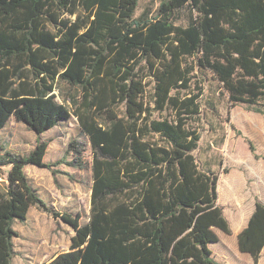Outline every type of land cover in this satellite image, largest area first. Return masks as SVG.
Returning a JSON list of instances; mask_svg holds the SVG:
<instances>
[{
  "label": "trees",
  "instance_id": "trees-1",
  "mask_svg": "<svg viewBox=\"0 0 264 264\" xmlns=\"http://www.w3.org/2000/svg\"><path fill=\"white\" fill-rule=\"evenodd\" d=\"M138 2L0 0V134L10 120L38 137L75 117L92 181L83 225L79 214L50 208L23 172L54 167L43 160L48 143L19 155L0 140V264L12 263L13 223L33 206L75 231L69 251L46 264H220L210 246L229 223L216 172L193 155L200 135L187 122L198 95L180 92L193 72H209L232 106L264 115V0H162L152 18L135 17ZM183 8L189 20L175 25ZM60 83L77 92L71 108L54 96ZM147 83L153 105L144 101ZM237 242L257 263L264 209Z\"/></svg>",
  "mask_w": 264,
  "mask_h": 264
},
{
  "label": "rangeland",
  "instance_id": "rangeland-1",
  "mask_svg": "<svg viewBox=\"0 0 264 264\" xmlns=\"http://www.w3.org/2000/svg\"><path fill=\"white\" fill-rule=\"evenodd\" d=\"M161 1L139 0L135 17L147 13L148 18H152ZM173 19L175 25L185 26L189 20L188 9H180ZM152 85L147 83L145 88L144 101L147 104H152ZM53 93L58 103L70 108L71 97L77 95L75 89L64 83L57 85ZM195 94L198 95L197 114L187 122V126L200 135L193 155L203 170L216 172L218 203L230 227L229 235L216 231L219 243L213 248L214 258L220 260V264H264V245L259 261L253 263L249 255L238 251L236 243L237 231L250 220L256 209H264V115L254 113L245 105L232 106L220 84L209 72H193L190 88L180 92L183 96ZM169 113L153 112V115L163 118L169 117ZM0 140L7 150L19 155L33 151L37 140L47 142L43 160L54 167L41 169L27 166L25 173L42 196L49 200L45 203L50 208L72 216L79 214V223H87L92 182L91 149L75 117L61 122L39 137L20 122L11 120L1 131ZM249 143L254 153L250 151ZM75 149L81 153L76 154ZM52 172L55 174L52 175ZM5 173L6 169L0 170L1 187L5 183ZM229 185L234 189L231 193ZM13 228L17 235L13 240L15 251L11 264H46L57 254L68 252L70 239L75 235V231L66 223L34 206L24 221H14Z\"/></svg>",
  "mask_w": 264,
  "mask_h": 264
},
{
  "label": "crops",
  "instance_id": "crops-1",
  "mask_svg": "<svg viewBox=\"0 0 264 264\" xmlns=\"http://www.w3.org/2000/svg\"><path fill=\"white\" fill-rule=\"evenodd\" d=\"M11 121V120H10ZM5 129V128H4ZM3 129V130H4ZM53 129V128H52ZM51 129V130H52ZM50 131V130H49ZM48 132V131H47ZM46 133V132H45ZM43 135V134H42ZM41 136V135H40ZM39 137V136H38ZM30 166H32L33 168L35 167L34 165H30ZM32 168V169H33ZM36 168H38V167H36ZM26 169H28L27 167L26 168H24L23 169V172H24V174H25V176L29 179V181L31 182V184H32V186L34 187V189H36L37 191H38V194H39V196L45 201V202H49V200L48 199H45L43 196H42V194H41V192H40V190L38 189V187H36L35 186V184H34V182H33V180L28 176V175H26V173H25V170ZM41 169H43V168H41ZM90 190V189H89ZM217 190H218V188H217ZM90 194H91V191H90ZM217 194H218V192H217ZM217 202H218V199H217ZM52 205H55V204H52ZM218 205H219V203H218ZM55 207V206H54ZM222 207V206H221ZM30 209H31V207H30ZM30 209H29V211H30ZM28 211V212H29ZM223 216H224V214H223ZM27 217H28V215H27ZM224 218L226 219V217L224 216ZM227 220V219H226ZM228 221V220H227ZM229 223V222H228ZM248 223H249V221L248 222H246L244 225H242V229L239 231H237V233H236V238H237V241H238V237H239V235H240V233L245 229V227L248 225ZM228 226H229V224H228ZM230 228V227H229ZM216 231H218L217 229H215V232ZM223 234H225V233H223ZM230 234V233H229ZM229 234H226V235H229ZM236 241V243H237V248H238V251L240 252V253H242L243 254V252H241L240 250H239V247H238V242ZM216 245H218V244H214V245H211L210 246V248H214ZM263 250H264V248H263ZM262 250V251H263ZM212 252H213V254H215V249H213L212 250ZM244 254H246V255H249L250 256V254L249 253H244ZM252 257L250 256V259H251ZM260 258V257H259ZM258 258V259H259ZM216 261L217 262H220V260H217L216 259ZM257 261H259V260H257ZM251 262H252V259H251ZM221 263V262H220Z\"/></svg>",
  "mask_w": 264,
  "mask_h": 264
}]
</instances>
